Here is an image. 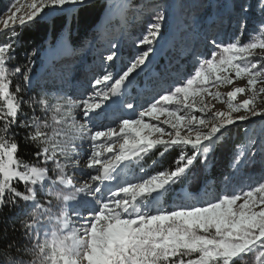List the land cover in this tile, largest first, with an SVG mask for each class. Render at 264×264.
I'll return each instance as SVG.
<instances>
[{"label": "snow or ice", "instance_id": "snow-or-ice-1", "mask_svg": "<svg viewBox=\"0 0 264 264\" xmlns=\"http://www.w3.org/2000/svg\"><path fill=\"white\" fill-rule=\"evenodd\" d=\"M84 3L31 0L24 15L13 3L7 8L10 15L2 20L10 38L0 46V211L21 202L28 205L20 223L35 241L31 247L7 243L4 258L9 264H25L11 255L15 247L33 257L30 264H250L248 257L251 264H264V182L214 200L200 198L201 202L185 193L172 210L159 206V197L174 191L197 161L207 165L217 141L233 126L264 118V106L257 103L258 98L264 100V39L243 44L239 37L227 44L213 40L216 52L198 58L190 75L137 110L124 98L155 62L159 51L155 45L167 19L158 12L127 65L114 71L120 57L111 51L102 73L91 83L92 91L79 102L46 94L25 98L33 84L32 69L22 72L15 66L10 71L7 66L14 58L13 41L20 35L17 23L23 28L45 9ZM17 74L25 85L13 91L11 78ZM245 78L244 86L227 92L226 110L213 111L206 98L221 100L222 93L210 89ZM238 95L247 98L237 100ZM25 105L30 113L24 111ZM114 106L135 118L118 119L115 126L96 130L106 117L116 119L110 114ZM76 110L79 118L73 114ZM68 118L72 123L67 132L53 130L50 120L62 125ZM16 128L25 130L23 140L36 149L33 156L39 164L18 158ZM85 138L91 144L85 167L91 171L77 180L75 171L81 164L77 141ZM154 150L160 157L178 150L174 166L139 182L108 183L120 179L119 169L126 162L142 161ZM49 225L42 239L41 229ZM0 239H7V234Z\"/></svg>", "mask_w": 264, "mask_h": 264}, {"label": "rangeland", "instance_id": "rangeland-1", "mask_svg": "<svg viewBox=\"0 0 264 264\" xmlns=\"http://www.w3.org/2000/svg\"><path fill=\"white\" fill-rule=\"evenodd\" d=\"M88 1L92 0H85V3ZM124 1L120 2L123 7H116L114 12L119 22L114 27L113 34L110 36L104 34L103 29L96 34L97 39L107 42L111 47L116 45V48L112 47L107 52L103 46L96 45V41H91L84 48H78L73 52L67 49L63 53L54 54L40 72L31 75L33 84L42 83L43 86L45 82H52L50 90L42 89L43 94L79 102L84 95L92 91L91 83L102 73L104 65L108 63L105 57L111 51L116 50L118 54L121 53L124 58L122 67L127 65L137 52L138 41L145 33L147 25L158 12L165 13L167 19L161 29L162 38L155 45L159 49L156 56L170 51L166 47L169 39L168 30H173L176 26L180 37L174 43V51L170 52L167 63L151 69L150 83L142 85L145 81L143 77L142 83L136 84L133 89L130 88V95L124 98L132 101L137 106V110L147 106L152 98L162 94L166 89H171L183 77L190 75L196 67L198 58H209L216 52L217 48L212 43L213 40L217 44H227L239 37L243 44L248 38L264 39V6H261V0H130L128 3ZM13 3L21 9L19 15H24L30 10L27 6L31 0H16ZM78 6L66 5L63 10L45 9L36 19H50ZM179 9L182 11V20L178 18L181 24L183 21L181 27L172 23ZM8 15L10 14L6 9L0 17V37L7 32L3 29L2 20L7 19ZM111 16L110 13L107 15L102 27L108 25ZM211 17L213 18L210 20ZM113 70L115 71V67ZM224 91L227 92L226 89ZM56 102V100L52 101V103ZM213 105V111L222 106L220 103ZM79 111L73 113L78 118ZM110 114H114L116 119L109 120L106 117L102 124H97L96 130H106L107 126H115L118 119L135 118L133 113L119 106H114ZM51 116L52 113L49 112L48 117ZM60 119L61 115L56 114V120ZM163 119L162 117L161 120ZM50 123L53 125V130L67 132L72 121L68 118L67 124L57 125L51 120ZM49 134L51 135L52 132L50 131ZM77 144L81 164L75 171V177L79 180L87 177L91 171L85 167L84 159L91 151V144L87 138L82 142L77 141ZM216 145L219 154L215 155L214 146L207 165L203 167V172L208 173L213 166H216L220 170L217 185L206 186L203 174L194 170L190 173L191 188L183 189L172 199L169 206L164 204L162 197H159V206L172 210L177 206L178 198L185 193L201 202L200 198L214 200L223 194L242 193L264 182V118L255 117L251 121L238 123L225 133ZM134 161L126 162L119 169L118 183L139 182L152 175L149 171L136 169ZM240 202L242 201L238 203ZM50 227L49 225L42 228V239L43 232ZM246 259L251 264L252 258Z\"/></svg>", "mask_w": 264, "mask_h": 264}, {"label": "trees", "instance_id": "trees-1", "mask_svg": "<svg viewBox=\"0 0 264 264\" xmlns=\"http://www.w3.org/2000/svg\"><path fill=\"white\" fill-rule=\"evenodd\" d=\"M14 1L16 0H0V17ZM121 1L122 0H92L83 5H79L74 9L65 11L56 17L46 20L36 19L33 22H28L23 28L17 26V31L20 35L18 40L13 41L14 58L8 62L7 66L10 68V71L14 70L15 66H21L22 72L30 67L32 71L29 75H35L40 72L47 60L54 54L63 53L67 49L73 52L78 48H84V46L91 41H96V45L103 46L104 49L109 52L112 49L110 44L97 39L96 34H98V31L101 29H103L104 34H108L109 36L113 34L114 27L119 22L117 14L114 12L116 7H123L122 3H120ZM128 1L130 0H125L124 2L128 3ZM109 13L112 15L111 20L108 25L102 27V24ZM181 14L182 11L179 9L176 12V19L172 22L176 23L179 27L183 25V21L181 24ZM179 17L181 20L178 19ZM212 18L213 17H211L210 20ZM168 36L169 39L166 47L170 49V51L160 56H156L151 69L165 65L169 59L170 52L174 51V43L180 37L179 33L176 31V26L173 30H168ZM9 38L10 33L7 31L0 37V46L8 43ZM33 52L36 54L32 55ZM119 57L120 58L115 61L114 64L115 70L117 67L122 68L123 65V55L120 53ZM150 71L141 74L137 78L135 85L141 84L143 77L145 78V81H143L142 85L149 84L151 80ZM11 79V90L13 91L17 85L22 87L25 85V82L19 74L13 76ZM51 84L52 82H45L43 86L42 83H40V85L33 84L23 95L25 98L28 96L39 97L43 94V90H50L49 88ZM135 85L131 88H135ZM23 107L26 113L31 112L26 105ZM36 114L40 115L39 110H37ZM14 131L17 133V140L19 141L18 158H22L25 163H30L32 165L39 164L40 162L35 160L33 156L36 149L30 144H26L23 140L25 130L16 128ZM158 151L159 150H154L142 161L138 162L135 160L136 169L149 171L150 174H155L161 170H170L174 166L173 161L177 156L178 150H172L165 153L163 157L158 155ZM214 152L215 155L219 154L217 145H215ZM203 167L204 164L197 161L190 169L186 178L181 183L175 185L174 191L162 196L164 204L170 205L173 197L178 195L181 190L191 188L189 179L190 173L194 170L203 174L206 186L209 184L217 185L220 178V170L216 166H213L210 172L204 173ZM54 203L56 202L54 201ZM28 208V205L21 202L17 206H5L3 210L0 211V235H3L4 233L7 234V239H0V264H9V261L4 258V246L7 243L13 242L14 245L20 247H31L35 243L33 239L24 234V229L21 227L20 223L21 219L25 217ZM11 255L17 260H23L25 264H30L33 259L31 255L18 253L15 250V247L13 248Z\"/></svg>", "mask_w": 264, "mask_h": 264}, {"label": "bare ground", "instance_id": "bare-ground-1", "mask_svg": "<svg viewBox=\"0 0 264 264\" xmlns=\"http://www.w3.org/2000/svg\"><path fill=\"white\" fill-rule=\"evenodd\" d=\"M256 38H248L246 42H251V41H255ZM257 52H260L261 50L257 49ZM264 62V61H262ZM246 84V78L245 79H238V80H234V85H219L216 88H211L210 91H219L222 93V98L221 100H212L211 97L206 98V102L210 103V104H217L220 103L222 104L220 110H226V104L223 102L226 99L227 96V92L231 91L233 89V86H244ZM227 90V92H225L224 90ZM264 95V94H262ZM242 98H247L246 95H238L237 100H241ZM257 103L261 104L262 106H264V100H261L260 98L257 99ZM243 114V113H241ZM42 231V229H41Z\"/></svg>", "mask_w": 264, "mask_h": 264}]
</instances>
